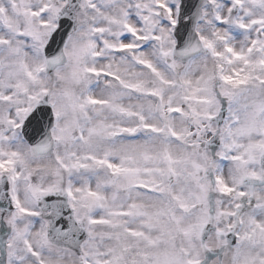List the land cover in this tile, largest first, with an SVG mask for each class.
<instances>
[{
	"label": "snow or ice",
	"instance_id": "6c2138e0",
	"mask_svg": "<svg viewBox=\"0 0 264 264\" xmlns=\"http://www.w3.org/2000/svg\"><path fill=\"white\" fill-rule=\"evenodd\" d=\"M0 264H264V0H0Z\"/></svg>",
	"mask_w": 264,
	"mask_h": 264
}]
</instances>
